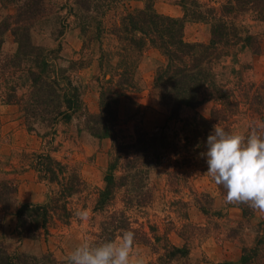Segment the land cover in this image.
<instances>
[{
	"label": "rangeland",
	"instance_id": "rangeland-1",
	"mask_svg": "<svg viewBox=\"0 0 264 264\" xmlns=\"http://www.w3.org/2000/svg\"><path fill=\"white\" fill-rule=\"evenodd\" d=\"M214 1L210 4L218 6L220 0ZM16 2H0V26L9 14L15 12ZM45 2V12L31 21L32 41L48 51L51 67L65 70L80 87L84 107L68 120L59 118L51 127L36 120L40 119L38 117L28 116L23 105L28 102L33 82L27 71L37 68L31 61L15 66L16 60L12 59L18 47L15 36L11 30L0 34V180L11 179L17 184L16 193L10 195L8 209L0 204V243L8 245L13 253L24 252L39 259L47 257L43 262L31 260L27 264H64L65 257L82 237L87 235L101 242L99 235L103 223H108L114 212L115 217L121 219L122 211H126L133 228H143L151 236L157 234L152 245L136 242V248L147 264L157 262L165 252L162 247L170 244L187 245L190 251L189 255L171 264H240L244 247L252 246L263 233L264 213L257 211L253 216L245 217L237 204L226 203L224 188L222 190L207 175V162L202 160L203 155L194 156L196 147L190 146L189 142L186 144L190 147L186 150L185 141L181 140L185 146L176 152H179V163L174 157L169 160L165 156L158 158L157 162L154 156L139 163L138 183L141 187L132 195L140 197L143 206L135 205L128 209L125 205L128 191L124 188L116 192L106 209L95 208L99 193L107 184L112 158H120L115 171L118 177L126 167L130 169L137 151L127 146L135 141L137 128L151 133L167 129L170 137L183 126L171 115V103L165 104L170 97L161 96L162 92L156 85V73L166 63V56L147 46L140 53L135 52L130 59L131 51L125 48L127 43L117 36L115 30L123 15L144 7L148 0H87L92 6L90 10L82 8L80 0ZM152 3L159 13L174 18L185 16L180 0H152ZM253 16L246 13L242 23L258 36L262 53L255 54L251 49H245L236 57H227L222 62V66H228L229 72L233 68L243 71L239 74L243 81L239 88L242 104L225 124L230 129H241L255 121L252 108L243 102L242 89L264 94V21ZM184 36L188 42L208 43L211 26L207 22L187 19ZM132 60L137 66H129ZM126 68L131 71L129 79L132 78L136 85L121 97L118 141L114 143L113 137L94 136L88 118L99 112L100 84L111 81L117 84ZM226 70L221 69L222 72ZM228 76L239 81L236 73L222 74L220 78ZM8 98L14 101L8 103ZM214 106L212 100L196 110L184 108L181 114L184 118L198 112L209 118ZM29 120L33 122L31 125ZM29 126L33 128L29 129ZM123 143L128 144L124 145L125 151L121 153ZM43 151L79 172L85 182L83 192L70 198L71 206L74 210L86 209L89 219L80 221L73 216L69 224L57 221L52 223L49 234L42 232L38 239H30L17 231V210L24 203L42 202L47 198L50 186L31 163L34 154ZM189 154L191 159L185 161ZM136 165L134 162L132 168ZM169 170L180 174L172 178ZM204 194L209 195L211 201L207 212L197 202V199L204 202ZM185 212L187 217H184ZM186 224H189L188 229L183 228ZM156 237H159L158 241ZM157 247L160 253L156 251ZM163 262L168 261L165 259Z\"/></svg>",
	"mask_w": 264,
	"mask_h": 264
},
{
	"label": "trees",
	"instance_id": "trees-1",
	"mask_svg": "<svg viewBox=\"0 0 264 264\" xmlns=\"http://www.w3.org/2000/svg\"><path fill=\"white\" fill-rule=\"evenodd\" d=\"M16 10L9 14L1 23L0 34L11 30L18 44L12 59L13 64L21 66L23 62L31 61L37 70H28L33 88L28 96V102L23 108L33 118H40V122L50 126L57 122L59 118L70 119L74 113L79 112L84 107L81 89L65 73L63 69L51 67L48 51L36 46L32 41V20L45 12L46 0H0V2L14 3ZM82 2L81 7L90 10L91 4L87 0ZM214 0H180L185 16L174 18L170 15L157 12L152 6V0H148L142 8H137L123 15L120 25L115 27L117 36L125 41L126 49L130 50V59L135 52L140 53L147 46L158 49L166 56V63L161 66L156 73L155 80L162 95H167L171 103V115L183 124L176 130L173 136L167 135V129L157 132H149L144 128H137L136 139L131 143H123L121 153L127 148L135 149L137 152L132 158L130 169L126 167L121 176L115 174L118 166V159L112 158L109 173L106 176V186L99 193L96 209H106L110 201L118 192L125 188L128 191L126 197V207L143 206L140 197H133V191L138 192L141 187L138 183L140 168L139 163L148 157L158 158L168 157L179 163L180 156L176 153L182 151L183 146L189 142L192 147H196L197 153L194 156L203 155L206 152L207 136L213 129V125L219 123L226 129L228 120L234 116L241 104L239 88L243 81L240 80L238 71L235 68L231 72L228 66H222V62L227 57H236L245 49H251L255 54L262 53V45L257 35L250 32L243 24L242 17L248 13L253 14L257 20L264 21V0H220L217 5H211ZM187 19L207 22L211 26V38L208 43L188 42L185 39V22ZM128 58V57H127ZM129 66H137L135 60L129 62ZM103 66V64H102ZM221 69H227L226 73ZM134 72V68L131 69ZM238 75V80L232 78H220L222 74ZM123 78L117 84H100L99 91V112L89 116L91 132L99 138L113 137L114 143L118 141V126L120 117L118 107L122 95L135 87L133 79H129L131 71L126 68L120 74ZM110 81V80H109ZM111 84V85H110ZM243 102L248 103L255 114V121L260 118L264 121V94L259 92L253 94L242 89ZM167 98V97H166ZM214 101L215 106L210 117L200 115L198 112L190 117H182L181 111L184 108L196 110L208 101ZM9 99L7 102H13ZM31 120L28 124H32ZM51 127V126H50ZM33 126H29L32 129ZM173 137V138H172ZM171 139V140H170ZM181 140L185 144H181ZM182 145V146H181ZM186 144V150L190 147ZM181 149V150H180ZM129 152V151H128ZM172 153V154H171ZM172 155V156H171ZM185 158V156H184ZM191 159L189 154L184 160ZM137 163L134 168L132 165ZM42 179L46 180L50 186L47 198L42 202L24 203L18 210L17 231L20 235L30 239H38L44 232L50 233L52 223L61 222L69 224L74 216V208L71 206L70 198L83 192L84 180L79 172L66 163L58 160L47 152H36L32 160ZM138 171V172H137ZM168 174L173 178L180 172L169 170ZM130 178L132 180H130ZM125 186V187H124ZM222 188V186H219ZM17 191V184L14 180H0V204L4 209H8L10 195ZM226 192V190L224 189ZM148 195V192L145 193ZM205 200L197 199L200 208L207 212L211 204L210 196L204 194ZM135 198V199H134ZM185 205V202H182ZM245 217L253 216L257 211H253L246 204H237ZM116 212L110 215L109 222L103 223L102 232L99 235L101 242L115 239L124 230L132 229L136 233V242L152 245L154 237L143 228L132 227V222L126 211H122L121 219H117ZM118 216V215H117ZM187 214L185 212V216ZM189 224L183 225L188 229ZM264 226V225H263ZM262 234L257 237L256 242L250 247H244L240 264H264V227ZM159 240V237H156ZM165 252L159 256L157 262L150 264H171L184 256L189 255L187 245L179 246L170 244L163 246ZM156 251L160 253L158 247ZM47 258L46 256L43 257ZM36 256L28 255L24 252L13 253L9 246L0 243V264H27L31 260L43 262ZM167 259L168 262H163Z\"/></svg>",
	"mask_w": 264,
	"mask_h": 264
},
{
	"label": "clouds",
	"instance_id": "clouds-1",
	"mask_svg": "<svg viewBox=\"0 0 264 264\" xmlns=\"http://www.w3.org/2000/svg\"><path fill=\"white\" fill-rule=\"evenodd\" d=\"M207 175L226 190L225 202L246 204L264 213V121H253L241 129L213 125L207 136ZM74 216L87 221L86 209ZM64 264H147L136 248V233L124 230L118 239L97 242L85 235L67 254Z\"/></svg>",
	"mask_w": 264,
	"mask_h": 264
}]
</instances>
